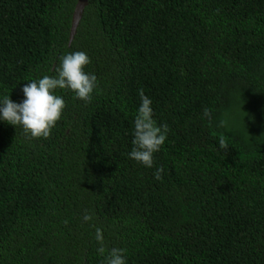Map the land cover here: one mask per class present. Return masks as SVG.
Listing matches in <instances>:
<instances>
[{"label": "trees", "instance_id": "1", "mask_svg": "<svg viewBox=\"0 0 264 264\" xmlns=\"http://www.w3.org/2000/svg\"><path fill=\"white\" fill-rule=\"evenodd\" d=\"M75 4L0 0V96L65 51L97 77L56 90L47 138L0 123V264H103L96 228L126 264H264V0H88L69 43ZM138 89L168 125L152 168L127 156Z\"/></svg>", "mask_w": 264, "mask_h": 264}, {"label": "clouds", "instance_id": "2", "mask_svg": "<svg viewBox=\"0 0 264 264\" xmlns=\"http://www.w3.org/2000/svg\"><path fill=\"white\" fill-rule=\"evenodd\" d=\"M90 57L83 50L65 51L58 57V64L53 74L28 79L20 87L22 99L19 102L10 99L9 94L0 96V123L19 126L31 138H47L60 120L65 107L63 96L56 90H68L76 99L89 102L97 87L94 73L85 71ZM139 104L132 123L131 148L127 156L145 168L153 167L154 153L158 152L166 140L168 125L157 123L153 118L152 100L143 89L137 90ZM207 114L205 110V115ZM223 143V141H221ZM162 169L157 167L153 178L160 179ZM82 221L91 219L89 214L82 216ZM98 242L97 253L103 257V264H126L125 250L111 247L105 255L103 235L100 228L95 230Z\"/></svg>", "mask_w": 264, "mask_h": 264}, {"label": "water", "instance_id": "3", "mask_svg": "<svg viewBox=\"0 0 264 264\" xmlns=\"http://www.w3.org/2000/svg\"><path fill=\"white\" fill-rule=\"evenodd\" d=\"M87 1L88 0H76V4L74 6L72 17H71L70 29H69V43L71 42L75 34L76 27L81 18L82 11L87 4Z\"/></svg>", "mask_w": 264, "mask_h": 264}]
</instances>
